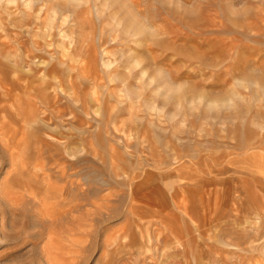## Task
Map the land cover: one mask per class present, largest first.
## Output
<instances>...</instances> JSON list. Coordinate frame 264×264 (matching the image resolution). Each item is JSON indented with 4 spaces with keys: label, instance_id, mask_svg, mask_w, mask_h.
<instances>
[{
    "label": "rangeland",
    "instance_id": "374dc122",
    "mask_svg": "<svg viewBox=\"0 0 264 264\" xmlns=\"http://www.w3.org/2000/svg\"><path fill=\"white\" fill-rule=\"evenodd\" d=\"M0 264H264V0H0Z\"/></svg>",
    "mask_w": 264,
    "mask_h": 264
}]
</instances>
